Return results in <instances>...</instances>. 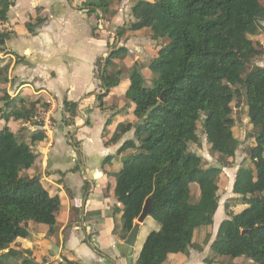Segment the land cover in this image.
<instances>
[{"label":"trees","instance_id":"16d2710c","mask_svg":"<svg viewBox=\"0 0 264 264\" xmlns=\"http://www.w3.org/2000/svg\"><path fill=\"white\" fill-rule=\"evenodd\" d=\"M12 5L13 0H0V21L7 19ZM110 7V0L86 2L87 14L100 10L106 26L114 15ZM130 14L133 21L128 26L116 34L109 33L111 48L117 38L144 32L152 40L167 38L168 42L157 47L149 62L147 69L153 74L150 85L133 66L124 99L134 119L119 124L105 143H117L133 130V137L122 144L116 156L107 157L103 163L111 165L118 156H127L114 174L113 194L123 206L120 239L127 238L149 199V217L159 228L147 235L134 264H166L171 255L187 256L190 249L202 250L192 238L196 231L213 225L223 171L197 156L190 145L200 147L198 124L205 116L203 134L209 155H218L224 161L222 167H230L227 161L234 158L239 146L233 136L237 120L232 103L243 96L228 85H239L251 125L248 137L255 146L250 149L253 155L249 161L243 159L235 174L232 191L239 197L225 203L228 219L219 225L210 256L227 264L239 256L264 264V67L257 65L264 56V47L257 40L260 23L264 22V0H137ZM41 24L38 19L27 23L26 28L33 34ZM127 54L126 47H113L102 70L97 63L100 87L106 92L117 87L125 68L123 61H112L124 60ZM244 68L248 71L242 77ZM7 71V67L0 68V84L5 82ZM103 97H96L100 108ZM63 107L67 113L63 124L74 125L77 103L65 100ZM0 119H9L2 108ZM44 139L38 131L27 144L0 124V251L9 249L17 238L28 236L29 221L55 232L60 198L51 196L40 174L34 172L39 159L32 146ZM70 140L76 148L73 136ZM108 173L104 174L109 177ZM192 183L199 187L197 197L190 191ZM235 204L249 205L257 213L233 214L230 208ZM207 230L204 244L211 236ZM205 263L211 264L209 260Z\"/></svg>","mask_w":264,"mask_h":264},{"label":"crops","instance_id":"0c3cea01","mask_svg":"<svg viewBox=\"0 0 264 264\" xmlns=\"http://www.w3.org/2000/svg\"><path fill=\"white\" fill-rule=\"evenodd\" d=\"M87 1L13 0L7 19L0 21V68H8L5 82L0 84V108L14 122V127L9 128L24 139L21 141L30 143L32 134L38 131L45 136L32 146L39 159L34 172L40 174L49 194L58 196L61 202L55 232L51 233L47 225L29 221L28 236L17 238L9 249L0 251V264H9L8 257L13 264H129L126 239H120L123 206L113 194L114 174L120 170L123 157L113 159L111 165L103 163L107 157L116 156L122 144L133 137L132 130L117 143L105 144L119 124L134 119L124 99L130 81L124 80L106 92L96 74L97 63L104 64L116 43L124 44L117 38L111 48L113 38L108 35L119 26L125 0H110L114 15L109 26L100 10L87 14ZM89 1L96 4L99 0ZM38 19L42 24L30 34L26 24ZM126 23L125 20L122 26ZM135 39L140 38L132 36L131 40ZM257 40L264 47V22L260 23ZM257 65L264 67V56ZM124 66L129 69L125 63ZM100 94L104 95L101 108L95 99ZM65 100L78 105L72 126L62 122L67 117ZM72 136L74 143H78L76 148L71 144ZM241 162L235 171L220 176L218 192L226 187L227 194L218 203L213 225L202 230L201 239L197 238L198 231L194 233L192 243H198L202 250L190 249L187 256L171 255L166 264H206V260L222 264L221 259L210 256V247L219 225L228 219L225 203L239 197L232 189ZM198 195L199 187L194 196ZM230 211L251 216L257 213L249 205L240 204L232 205ZM158 228L157 225L153 230ZM206 230L211 236L204 244ZM145 239L138 243L134 257L135 240L132 264L137 261ZM10 249L12 252L6 255ZM237 259L240 258L232 260V264L242 263Z\"/></svg>","mask_w":264,"mask_h":264},{"label":"rangeland","instance_id":"374dc122","mask_svg":"<svg viewBox=\"0 0 264 264\" xmlns=\"http://www.w3.org/2000/svg\"><path fill=\"white\" fill-rule=\"evenodd\" d=\"M136 2V0H125L124 1V6H123V12L121 15L123 16L121 18V20L119 21V26H122L123 23H125L126 20V25L128 26V24L130 22L133 21L132 16L130 14V8L134 5V3ZM115 27L112 31L114 32V34L117 33L118 29L120 27ZM135 36H137L140 39H135V40H131L132 39V35L131 34H127L123 39V43L124 44H115L116 46L114 47H120V46H127L128 48V54L127 56L124 58V60L121 58L117 59L114 58V60L117 61V64L120 63V61H124L121 64L124 65V63L129 67V69L127 68H122L121 71V75L119 78V83L118 85L122 84V82L124 80L129 79L132 71H133V66H137V70L139 71V73H141V75L143 76L144 80H145V84L146 85H150L153 81V74H151L149 72V70L147 69L149 62L155 57L156 52H157V47H161V46H165L168 42V39H159V40H152L150 39V36L148 33L144 34H135ZM111 37V36H110ZM130 38V40L128 39ZM129 40V42H127ZM113 42V41H112ZM115 42V40H114ZM122 42V41H121ZM111 52V51H110ZM113 60V61H114ZM112 61V62H113ZM116 61L113 62V64H116ZM136 62H138L136 64ZM102 66H104V64H101V70H102ZM125 67V66H124ZM248 71V68H244L241 71V76L244 77L246 72ZM117 85V87H118ZM229 88L231 89V91L234 90H239L241 95L244 97V93L243 90L241 89V87L239 85L236 86H230L228 85ZM97 95H95V99H96ZM243 97H240L238 99H235L232 103V109H233V117L237 118V112H239V116L242 120V123L239 125L238 123H236L235 127L233 128V136L239 141V146L235 152V156L234 158H230L228 159V163L227 165H229L231 168H229L228 170L223 169V167L220 169L221 171L227 172L226 174H230V171L233 172L235 171L236 167L238 166V164L244 159L246 162L249 161V157L251 156V152L250 149L255 146L253 143V140L251 138H249V133H251L250 129H251V125L249 124V120L247 118V107H246V103L243 100ZM241 101V103H239ZM96 102L99 103V101L96 99ZM237 120V119H236ZM0 123L1 124H7L8 127L13 128L14 127V122L11 120L6 121L5 119H0ZM205 129V116L202 117L200 123L198 124V137L200 139V147L198 145H190V148L192 151L196 152L198 155H200L202 158H204L205 160L208 161L209 165L212 166H218L221 165L222 163H224V161L222 162V160H220V158L218 157V155H209L208 152V148L209 146L207 145L206 139H205V135L203 134ZM23 137L25 139H27V136L25 134H23ZM20 140H24V139H20ZM232 162V163H231ZM222 166V165H221ZM224 175V174H223ZM225 187V186H224ZM190 191L192 194L196 195L198 192V187L196 183H192L190 184ZM227 188L225 187L223 192H218V196H219V201H222L224 196H226L227 194ZM136 222V220H135ZM142 225L140 231H139V236H137L136 241L137 244L135 245V249H134V257L136 256V253L138 251V243L140 242V240H144L146 235L152 231L153 229L157 228L156 223L151 219V217H147L144 221V223L140 224ZM152 227H154L152 229ZM202 235V230L199 231L197 238H200ZM201 239V238H200ZM143 244V242H142ZM237 259L240 261H242V263L240 264H255L253 261L246 259L243 256H239ZM1 262V259H0ZM7 262L9 264H13V261L8 257ZM232 264V261H230ZM222 264H227L226 261H223Z\"/></svg>","mask_w":264,"mask_h":264},{"label":"water","instance_id":"95a60500","mask_svg":"<svg viewBox=\"0 0 264 264\" xmlns=\"http://www.w3.org/2000/svg\"><path fill=\"white\" fill-rule=\"evenodd\" d=\"M239 103H241V101ZM236 119H237V123L240 125L242 123V120L239 116V112H237V118ZM251 155H253V152H251ZM197 156H199V155L197 154ZM126 159H127V156L121 158L122 161H125ZM216 168L220 170L222 168V166L218 165V166H216ZM151 210H152V202H151V200L148 199L145 201L143 208H142V211H141L140 215L138 216V218L136 219V223L133 225L131 232L129 233L126 240L124 241V244L128 247L129 264H132L130 256L132 254L133 246H134V243H135V240L137 237L139 225L144 223L145 219L147 217H149ZM245 233H246V231H242V234H245Z\"/></svg>","mask_w":264,"mask_h":264},{"label":"built area","instance_id":"2783aa9c","mask_svg":"<svg viewBox=\"0 0 264 264\" xmlns=\"http://www.w3.org/2000/svg\"><path fill=\"white\" fill-rule=\"evenodd\" d=\"M1 29V28H0Z\"/></svg>","mask_w":264,"mask_h":264}]
</instances>
